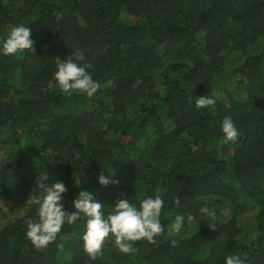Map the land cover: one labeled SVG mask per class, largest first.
I'll return each instance as SVG.
<instances>
[{"label":"trees","instance_id":"obj_1","mask_svg":"<svg viewBox=\"0 0 264 264\" xmlns=\"http://www.w3.org/2000/svg\"><path fill=\"white\" fill-rule=\"evenodd\" d=\"M20 23L34 52L0 54V264H224L237 253L264 264V0H0V35ZM78 51L101 85L92 98L66 97L53 79L55 58ZM206 95L216 104L196 109ZM225 116L235 143L222 142ZM45 173L66 185L69 211L81 190L105 215L121 193L138 204L158 192L165 230L130 254L109 236L92 260L78 220L35 248L26 200ZM100 174L119 183L101 186Z\"/></svg>","mask_w":264,"mask_h":264},{"label":"clouds","instance_id":"obj_2","mask_svg":"<svg viewBox=\"0 0 264 264\" xmlns=\"http://www.w3.org/2000/svg\"><path fill=\"white\" fill-rule=\"evenodd\" d=\"M30 37L31 30L25 24L10 26L3 35H0V54L5 56L22 54L25 50L33 53L34 42ZM90 68L91 65L85 61L83 51H78L74 56L71 55L64 60L56 57L53 79L66 97L78 93L92 98L101 85L93 78ZM215 104L216 99L211 95L195 97L194 106L198 110L205 108L211 110ZM220 130L223 143H235L240 135L231 116H225L222 119ZM48 178V173L38 175L36 184L40 191L29 195L26 200L29 206H37L38 218L34 220L30 217L24 221L25 237L35 248H46L56 241L57 234L61 232L65 224L73 225L78 220L84 221L81 241L84 251L92 260L102 254L103 244L109 236L113 238L120 253L130 254L137 251L133 242L143 239L155 243V238L165 230L161 221L165 200L158 192H154L151 196L144 194L138 204L132 203L121 193V198L113 202L111 211L105 215L106 206L96 199L92 192L81 190L71 201L72 210L69 211L65 208L63 196L67 191L66 185L58 180L48 183L46 182ZM97 183L107 186L118 184L119 181L112 175L100 174L97 177ZM174 203L179 205L180 198L177 197ZM199 213L208 218L210 229L217 228L213 222L216 219V213L212 208L202 205ZM195 220L196 216L191 213L187 216L176 214L168 228L171 233L178 234L186 223L191 224ZM170 243L176 246L179 241L172 239ZM224 264H247V259L239 253L228 254Z\"/></svg>","mask_w":264,"mask_h":264},{"label":"rangeland","instance_id":"obj_3","mask_svg":"<svg viewBox=\"0 0 264 264\" xmlns=\"http://www.w3.org/2000/svg\"><path fill=\"white\" fill-rule=\"evenodd\" d=\"M7 207H10V204L6 205Z\"/></svg>","mask_w":264,"mask_h":264}]
</instances>
